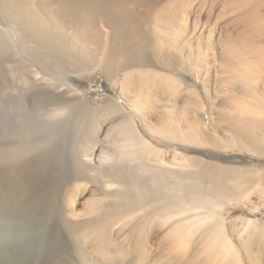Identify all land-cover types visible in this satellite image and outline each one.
I'll use <instances>...</instances> for the list:
<instances>
[{"label": "bare ground", "instance_id": "1", "mask_svg": "<svg viewBox=\"0 0 264 264\" xmlns=\"http://www.w3.org/2000/svg\"><path fill=\"white\" fill-rule=\"evenodd\" d=\"M256 153L264 0H0V264H264Z\"/></svg>", "mask_w": 264, "mask_h": 264}, {"label": "rangeland", "instance_id": "2", "mask_svg": "<svg viewBox=\"0 0 264 264\" xmlns=\"http://www.w3.org/2000/svg\"><path fill=\"white\" fill-rule=\"evenodd\" d=\"M86 66V65H85ZM86 70H89V69H86ZM84 82H85V87L82 88L84 93H85V98L93 105H100L102 104L104 101L105 98H112L114 99L115 97L109 92V86H111V82L109 81V79L107 77L104 76L102 70L98 69L96 70L95 72H93L92 75L90 76H86L83 78ZM81 89V88H80ZM114 97V98H113ZM102 102V103H101ZM153 115H156V112L153 114ZM158 118V115L154 116L152 119H151V122H156L157 118ZM155 119V120H154ZM80 121V123H79ZM204 122H206V125L205 127L209 130V131H218L220 135H224V133L222 132V130L219 128L218 125H215V128H214V124L209 122L208 118H204L203 120ZM76 122L77 123V127L76 128H79L81 125H82V121L81 120H77ZM208 122V123H207ZM79 124V125H78ZM211 124V125H209ZM213 126V127H212ZM80 128H83L80 127ZM228 138V136H227ZM230 139V138H229ZM159 145H162V147H165L166 148H170V149H173L175 151H179V153L183 156H188V155H200L198 153H193L190 151V149H181L179 147V145H170V144H162L160 141H156ZM232 145V144H231ZM232 147L233 148V151L232 152H229L227 153L226 156L228 157H234V155H241L240 152L236 149L235 145H233ZM206 149H208L209 151H212L213 148H210V147H207ZM205 149V150H206ZM177 151V152H178ZM214 152H217L218 150H213ZM212 151V152H213ZM221 153V152H220ZM222 154V153H221ZM225 156V155H224ZM245 158H246V161L247 162H251L252 163V167H261V168H264V155H258V153H256V155H252V154H244ZM204 158V157H203ZM204 159H207V158H204ZM213 161H216V162H223L224 160H218V159H212ZM225 162V161H224ZM233 201V200H231ZM230 201V205L227 204L225 205V207L222 208V211L223 213L226 214L227 216V221L230 222V221H233L236 217L238 216H245V217H249V218H254L255 215L251 212L250 210V207L249 206H243V205H237L235 204V202H231ZM235 201V200H234ZM228 214V215H227ZM226 234L227 236H229L231 238V240L233 241V243H236L239 245V243L237 242L236 240V233H235V228H231L229 225L227 226V229H226ZM243 260L246 261L245 257L243 256Z\"/></svg>", "mask_w": 264, "mask_h": 264}, {"label": "crops", "instance_id": "3", "mask_svg": "<svg viewBox=\"0 0 264 264\" xmlns=\"http://www.w3.org/2000/svg\"><path fill=\"white\" fill-rule=\"evenodd\" d=\"M243 217H245V216H243ZM255 218V217H254Z\"/></svg>", "mask_w": 264, "mask_h": 264}]
</instances>
